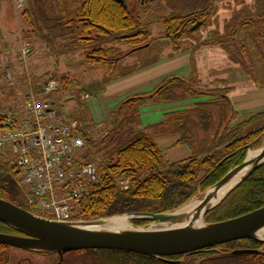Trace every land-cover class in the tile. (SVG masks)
<instances>
[{"label":"trees","instance_id":"16d2710c","mask_svg":"<svg viewBox=\"0 0 264 264\" xmlns=\"http://www.w3.org/2000/svg\"><path fill=\"white\" fill-rule=\"evenodd\" d=\"M124 1L125 5L115 0H53L54 10L43 7L45 2L38 4L22 15L29 25L22 37L27 41L39 40L55 56L80 51L84 63L90 68H106L107 77L103 81L106 85L137 69L135 66L122 67V59L142 52L144 66L150 65L165 48L153 49L154 41H151L143 49L121 51L123 45L141 47L150 37L149 29L135 10H129V0ZM153 1L156 0H134L139 6ZM163 1L169 14L161 19L164 39L160 40L169 41L173 52L185 47L189 49L184 41L209 26L215 16L216 0ZM196 24H200L198 29L190 31ZM247 42L255 43L253 52L258 68L251 59ZM209 45L224 49L228 59L239 65L254 82L257 83L258 77L264 81V10L255 18L229 19L224 33L210 32L208 39L199 46ZM31 79L33 87L38 89L39 83L33 77ZM58 80L64 90L72 82L64 75ZM16 82L27 86L25 77L17 76ZM197 82L194 78L173 77L149 93L125 100L112 112L111 120L105 126L109 128L108 132L103 134L100 130L96 138L89 135L87 126L81 128L89 148L96 139L100 151H106L97 157L99 181L89 197L82 200L79 216L74 219L96 221L119 215L172 213L218 183L244 162L251 147L261 144L264 110L241 116L227 97L229 88L213 91L209 95L212 99H208V95L194 86ZM149 102L189 104L167 112L158 124L142 127L140 113ZM6 113L0 112V131L9 119ZM159 136H177L178 144L190 151V158L178 163L167 162L155 142ZM91 152V148L86 150L84 159L91 161ZM0 199L30 211L25 195L17 185V169L7 157L0 158ZM261 208H264V164L210 210L204 216V222L221 223ZM40 216L49 219L46 215ZM149 223L142 220L132 222L135 227ZM0 234L22 236L1 222ZM239 250L257 253L231 254ZM12 251L48 258L52 261L50 264H81L68 259L69 256H87L93 264H264V244L250 239L164 259L115 250H81L60 257L56 252L23 251L0 244V264H11Z\"/></svg>","mask_w":264,"mask_h":264},{"label":"rangeland","instance_id":"374dc122","mask_svg":"<svg viewBox=\"0 0 264 264\" xmlns=\"http://www.w3.org/2000/svg\"><path fill=\"white\" fill-rule=\"evenodd\" d=\"M42 3H44L43 7L52 10L55 9L53 0H0V112L2 113H8V111L15 112L17 108L24 105L22 98L24 97L26 88L23 84L17 83L14 79L15 76L19 74V66H21L19 58L17 57V50L20 45L25 42L22 37V32L29 28L27 21H25L26 18L22 15L24 11L34 9L38 4ZM127 4L129 5V10H135V14L149 29L150 37L146 41V44L141 47L134 48L132 46L123 45L120 46L121 51L127 53L133 50H140L147 47V44L151 41H154L151 46L153 49H163L164 47L171 48L169 41L160 40L164 39L161 19L167 17L169 14L166 2L163 0H156L139 6L134 0H129L127 1ZM214 7L215 16L209 26L204 30L195 32L190 40H185V46L190 48L199 46L202 42L208 39L210 32L215 31L218 33H224L225 26L229 19H232L233 21H243L255 18L264 10V0H216ZM28 42L31 45V53L26 61V67L23 68L24 72L28 73V75L31 78L33 77L38 83L53 78L59 79L63 75L71 79V84L66 90L61 89V94L58 95V98L62 103V108L66 110V112H71L73 116L82 121V119L85 118V103L78 100L79 92L81 89H84L92 94L101 87L104 79L107 77L106 68H90L84 63V59L80 56V51L55 56L54 52L48 50V48H46L39 40L32 38ZM253 43L247 42L246 45L249 51H251V59L256 63V68H258L259 65L257 63L256 54L253 52V46L255 43ZM5 45L7 46V50ZM208 47L218 48L219 53H221L220 51H224V56L227 57L226 51L221 47L216 45H209ZM167 50L171 52L170 49ZM183 50H188V48L185 47ZM140 53L142 52L134 53L122 59V67H137L143 64L145 60L141 58ZM225 59L227 61V63H225V74L229 73L228 76L217 77L218 79H213L210 82H202L201 79L198 80L197 78H194L198 81L197 83H194V86L197 87L199 91H202L209 96L215 90L229 88L230 90L227 94V97L229 98L232 95L246 92L251 89V87L256 88L257 90H264L262 88L264 84L262 78L258 77L257 83L254 82L247 77L246 73L242 72L239 65L231 62L228 57ZM209 62H211V59H209ZM7 71L12 76L11 81H8L7 79L5 80L3 77V74H6ZM206 98L212 99L211 96ZM83 123L84 125L89 124L87 121H83ZM100 129H102V127ZM108 130L109 128H103L102 133L106 134ZM94 141L95 143L93 145L91 144L90 147L91 151L95 153V155H90L92 158L91 161L98 159L97 157L106 151L101 152L96 139H94ZM203 196L204 193H199L192 200L196 199L201 201ZM205 224L206 223L204 222V225ZM152 226L153 229L162 228V224L158 222L138 228L148 229ZM11 258V264H50V262H52L48 258L33 256L22 251H12ZM68 259L77 260L78 262H81V264H93L91 258L87 256H69ZM213 264L222 263L214 262Z\"/></svg>","mask_w":264,"mask_h":264},{"label":"built area","instance_id":"2783aa9c","mask_svg":"<svg viewBox=\"0 0 264 264\" xmlns=\"http://www.w3.org/2000/svg\"><path fill=\"white\" fill-rule=\"evenodd\" d=\"M29 53L24 44L19 57L24 67ZM59 88L56 80L39 90L29 87L23 117L9 119L0 131V155L14 163L17 184L34 214L74 223L99 175L96 164L83 157L88 147L77 121L55 110L53 95Z\"/></svg>","mask_w":264,"mask_h":264},{"label":"water","instance_id":"95a60500","mask_svg":"<svg viewBox=\"0 0 264 264\" xmlns=\"http://www.w3.org/2000/svg\"><path fill=\"white\" fill-rule=\"evenodd\" d=\"M115 1L125 5L124 0ZM199 26L200 24H196L190 31H195ZM262 142L257 155L249 159V152L253 148L251 147L241 165L230 170L223 179L205 191L201 200L208 206L204 216L218 206L244 179L264 164V138ZM242 171L245 173L239 184L218 204L212 205V201L217 197L216 193L223 190ZM126 217L130 218V222L142 220L152 223L178 222L182 219L181 215L174 214H139ZM0 222L22 234V236L0 234V244L23 251L56 252L60 257L81 250H115L164 259L194 254L234 241L250 239L264 244V239L255 237V233L264 226V208L221 223L205 224L200 229L145 232L136 228L135 231L124 233H96L72 229L66 224L38 218L0 199ZM255 253L257 251L239 250L233 251L231 254L235 256Z\"/></svg>","mask_w":264,"mask_h":264},{"label":"crops","instance_id":"0c3cea01","mask_svg":"<svg viewBox=\"0 0 264 264\" xmlns=\"http://www.w3.org/2000/svg\"><path fill=\"white\" fill-rule=\"evenodd\" d=\"M7 50V46L5 45ZM167 49H170L169 52ZM168 51V52H167ZM218 48L198 46L194 49L178 50L173 52L165 47L161 50L156 61L150 65L144 64L127 75L121 76L104 83L87 100H78L84 104L85 118L89 122L87 126L91 137L96 138L98 131L105 128L111 120V114L125 100L153 91L165 80L173 77L197 78L202 82H210L217 77L228 76L225 63H227L224 51ZM226 54V53H225ZM211 59V62H209ZM233 86V85H232ZM85 93L82 92V95ZM60 95V94H59ZM57 99L59 96H56ZM234 109L241 116H246L264 110V90L251 87L246 92L238 93L229 97ZM189 103H153L149 102L140 113L142 127H149L160 123L164 115L169 111L179 110ZM66 112V110H64ZM73 116L71 112H67ZM75 117V116H74ZM79 121V120H78ZM102 127V129H100ZM177 136H159L155 138L157 146L163 151L165 160L169 163H178L190 158V151L186 146L178 144Z\"/></svg>","mask_w":264,"mask_h":264},{"label":"bare ground","instance_id":"6f19581e","mask_svg":"<svg viewBox=\"0 0 264 264\" xmlns=\"http://www.w3.org/2000/svg\"><path fill=\"white\" fill-rule=\"evenodd\" d=\"M260 147L250 150L249 159H252L260 151ZM245 171L238 173V175L231 180L228 185L216 193V198L212 201V205L218 204L231 190H233L244 177ZM207 205L203 204L199 200H192L182 209H180L174 215H181L182 219L178 222H165L161 223V229H153V226L148 229H140V231L153 232V231H168V230H180V229H200L204 226V213L207 209ZM72 229H80L87 232L96 233H124L128 231H135L134 227L130 223V218L114 217L104 221L93 224H71ZM255 237L264 239V226L255 233Z\"/></svg>","mask_w":264,"mask_h":264}]
</instances>
